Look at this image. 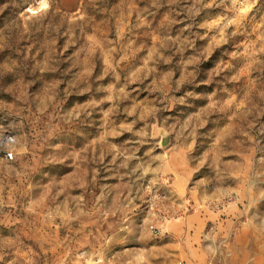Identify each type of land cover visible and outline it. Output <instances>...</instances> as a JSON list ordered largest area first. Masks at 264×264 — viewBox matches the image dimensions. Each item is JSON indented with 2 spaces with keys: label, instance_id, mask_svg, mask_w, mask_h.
<instances>
[{
  "label": "rangeland",
  "instance_id": "obj_1",
  "mask_svg": "<svg viewBox=\"0 0 264 264\" xmlns=\"http://www.w3.org/2000/svg\"><path fill=\"white\" fill-rule=\"evenodd\" d=\"M0 264H264V0H0Z\"/></svg>",
  "mask_w": 264,
  "mask_h": 264
},
{
  "label": "built area",
  "instance_id": "obj_2",
  "mask_svg": "<svg viewBox=\"0 0 264 264\" xmlns=\"http://www.w3.org/2000/svg\"><path fill=\"white\" fill-rule=\"evenodd\" d=\"M8 140L10 141L11 138L9 137ZM7 156H8L9 158H11V154H8Z\"/></svg>",
  "mask_w": 264,
  "mask_h": 264
}]
</instances>
